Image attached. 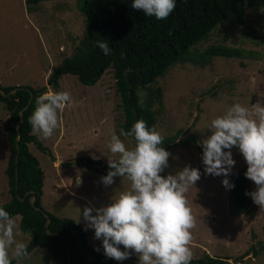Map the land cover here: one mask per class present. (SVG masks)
<instances>
[{
	"label": "rangeland",
	"instance_id": "1",
	"mask_svg": "<svg viewBox=\"0 0 264 264\" xmlns=\"http://www.w3.org/2000/svg\"><path fill=\"white\" fill-rule=\"evenodd\" d=\"M77 1L39 0L26 6L23 0H0V86L42 85L48 71L63 57L70 56L85 27ZM260 11L259 0H244L241 24L225 21L196 44L200 50L218 41L241 49L239 57L213 56L203 66L189 61L175 62L148 85L151 89L158 87L160 93L158 102L151 98L152 128L163 137L177 133V138L189 135L194 138L186 145L163 146L170 156L168 167L161 173L175 175L185 166L201 173L187 193L196 218L189 245L192 258L206 253L225 257L230 264H264V211L257 205L252 215L246 209L235 211L222 185L227 177L206 174L196 149L210 134L211 120L222 116L231 105L239 103L247 107L261 101L264 106V17ZM57 82L55 91L70 93L72 102L58 114L59 127L52 137L38 139L52 158L27 144L42 172L40 204L47 212L71 218L83 227L89 245H102L83 220V209L91 206L76 195L87 197L93 208H100L128 190L129 182L116 177L111 186H104L103 175L72 159L87 156L108 168V160L118 159L107 147L111 136L114 133L120 136L129 148L133 143L131 138L120 135L122 114L110 69H105L92 85H83L75 75L67 73L58 75ZM138 96L142 101L146 90H139ZM5 115L0 102V203L9 198L3 172L9 150L1 122ZM231 152L235 161L233 172L246 163L238 149ZM255 190L250 181L248 191ZM12 217L18 222V215ZM16 239L26 243L28 235L18 229ZM120 250L124 251L123 246ZM117 262L138 264V256L130 253L129 259ZM12 264L55 263L44 248L35 246L28 257Z\"/></svg>",
	"mask_w": 264,
	"mask_h": 264
},
{
	"label": "trees",
	"instance_id": "2",
	"mask_svg": "<svg viewBox=\"0 0 264 264\" xmlns=\"http://www.w3.org/2000/svg\"><path fill=\"white\" fill-rule=\"evenodd\" d=\"M37 1L39 0H23V3L30 6ZM131 4L132 0H78L76 5L85 27L70 56L63 57L48 71L42 85L0 86L2 92L14 88L8 95H0V102L6 111L2 130L9 147L3 168L9 198L0 203V207L11 216L18 215V229L28 235L25 243L28 252L35 246L42 247L51 255L55 264L118 262L104 255L101 244L89 245L85 229L71 218L55 216L42 208V172L36 158L28 151L27 144L31 143L50 158L52 155L31 133L29 117L34 111L36 98L45 92L46 87L55 91L58 75L72 74L79 83L92 85L105 69H110L122 114L119 129L128 131L137 120H144L151 129L154 121L153 111L150 109L151 98L158 102L160 93L158 87L151 89L148 85L156 76L175 62L189 61L203 66L210 63L213 56L239 57L242 53L241 49L218 41L211 42L200 50L196 44L225 21L241 24L244 0H176L174 11L163 20L146 16L143 11L132 9ZM259 4L260 14L264 17V0H259ZM99 40L108 42L110 54L104 55L96 46ZM141 89L146 90V97L142 101L138 96ZM22 106L21 119L15 127L17 113ZM177 136L174 133L163 137L161 147L186 145L194 141L192 135L180 138ZM132 143L134 145V141ZM196 149L202 162L203 148L198 144ZM74 163L103 176L110 170L97 159L87 156L75 158ZM61 164L64 165L65 162ZM246 170L247 165H242L227 177L229 184L234 185L227 189V197L229 203L236 207L235 211L246 209L252 215L256 205L250 196L245 195L249 192L250 182L245 178ZM31 193L33 197L29 204L28 197ZM44 214L47 215L45 227ZM14 261L16 260L12 263ZM195 263L230 264L225 257H214L206 253L192 258L190 264Z\"/></svg>",
	"mask_w": 264,
	"mask_h": 264
},
{
	"label": "clouds",
	"instance_id": "3",
	"mask_svg": "<svg viewBox=\"0 0 264 264\" xmlns=\"http://www.w3.org/2000/svg\"><path fill=\"white\" fill-rule=\"evenodd\" d=\"M131 7L163 20L174 11L176 0H132ZM96 46L104 55L111 52L107 41L99 40ZM71 102L70 93L51 88L37 97L29 117L32 134L37 139L51 138L59 127L58 114ZM209 133L200 142L205 173L228 177L235 165L231 150L238 149L247 165L245 178L256 186L255 191L245 195L264 211V106L261 101L247 107L239 103L231 105L222 116L211 120ZM120 135L131 138L134 145L129 148L120 136L115 133L111 136L107 147L118 159L108 160L110 170L101 182L111 186L114 178H124L129 188L111 199L107 206L85 207L82 216L86 228L93 229L94 238L102 241L107 258L123 261L134 253L138 264H190L189 245L196 218L189 207L187 193L200 179V171L185 166L175 175L162 176L170 153L161 147L164 138L160 132L154 127L149 129L144 120L135 121L128 131L122 129ZM222 185L226 189L234 187L228 179ZM17 234L16 219L0 207V264H12L13 260L19 262L29 256L27 244L17 241Z\"/></svg>",
	"mask_w": 264,
	"mask_h": 264
},
{
	"label": "water",
	"instance_id": "4",
	"mask_svg": "<svg viewBox=\"0 0 264 264\" xmlns=\"http://www.w3.org/2000/svg\"><path fill=\"white\" fill-rule=\"evenodd\" d=\"M13 90H14V88L8 89L6 92H2V91L0 90V95H2V96L8 95V94L11 93ZM28 96L30 97V93H28ZM23 108H24V106H22V107L18 110V113H17V115H18V119H17V121L15 122V125H14L15 127H17V124H18V122H19L20 119H21V110H22ZM14 147H15V149L17 148L16 144H14ZM32 197H33V195H32V193H31V195L28 197V202H29V204H31V202H32ZM34 208H36V207H34ZM46 222H47V215L44 214V221H43V226H44V227H45V225H46ZM45 232H46V233H49L47 229H45Z\"/></svg>",
	"mask_w": 264,
	"mask_h": 264
},
{
	"label": "crops",
	"instance_id": "5",
	"mask_svg": "<svg viewBox=\"0 0 264 264\" xmlns=\"http://www.w3.org/2000/svg\"><path fill=\"white\" fill-rule=\"evenodd\" d=\"M6 116V115H5ZM5 116H4V118H5ZM4 118L1 120V122L4 120ZM51 154V153H50ZM54 158V157H53ZM57 159H59V158H57ZM74 159L75 158H73L72 160H73V162H74ZM59 161V160H58ZM61 161V160H60ZM62 162V161H61ZM53 164V163H52ZM53 166L55 167L56 165L55 164H53ZM74 177H76V176H74ZM74 177H73V180H74ZM79 179L81 180V178L79 177ZM77 197H79V198H81V199H83L84 201H85V203L87 204V205H89V206H91L92 207V205H91V202H90V200H88V198L87 197H85V196H82V195H80V194H78V195H76ZM93 208V207H92ZM86 231V230H85ZM86 235H87V231H86ZM87 238V237H86Z\"/></svg>",
	"mask_w": 264,
	"mask_h": 264
},
{
	"label": "bare ground",
	"instance_id": "6",
	"mask_svg": "<svg viewBox=\"0 0 264 264\" xmlns=\"http://www.w3.org/2000/svg\"><path fill=\"white\" fill-rule=\"evenodd\" d=\"M78 179V178H77Z\"/></svg>",
	"mask_w": 264,
	"mask_h": 264
}]
</instances>
